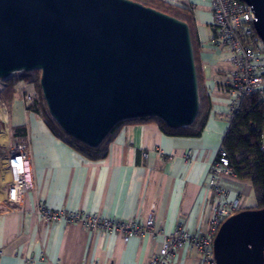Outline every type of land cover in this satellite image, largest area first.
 Wrapping results in <instances>:
<instances>
[{
    "label": "crops",
    "instance_id": "obj_1",
    "mask_svg": "<svg viewBox=\"0 0 264 264\" xmlns=\"http://www.w3.org/2000/svg\"><path fill=\"white\" fill-rule=\"evenodd\" d=\"M172 1L165 0L169 5ZM183 2L176 7L194 6L189 10L209 105L200 136L167 135L156 121L123 124L109 138L106 157L93 162L56 138L37 115L24 110V122L16 125L26 129L23 143L28 149L32 188L23 203L7 205L8 176L0 169V264H149L163 237L181 221L189 234H207L213 216V184L227 189L229 199H238L243 209L254 207L248 205L249 199L244 203L243 182L226 176L212 180L209 174L229 125L231 66L227 49L214 42L216 29L209 5L200 0ZM5 118L10 122L8 114ZM37 206L137 223L153 215L162 234L123 243L118 234L87 231L65 220L45 224L30 212ZM167 264L202 262L185 245Z\"/></svg>",
    "mask_w": 264,
    "mask_h": 264
},
{
    "label": "water",
    "instance_id": "obj_2",
    "mask_svg": "<svg viewBox=\"0 0 264 264\" xmlns=\"http://www.w3.org/2000/svg\"><path fill=\"white\" fill-rule=\"evenodd\" d=\"M239 1L264 46V0ZM35 70L51 119L90 148L124 121L176 129L198 114L188 25L131 0H0V80ZM212 254L215 264H264V209L227 218Z\"/></svg>",
    "mask_w": 264,
    "mask_h": 264
},
{
    "label": "built area",
    "instance_id": "obj_3",
    "mask_svg": "<svg viewBox=\"0 0 264 264\" xmlns=\"http://www.w3.org/2000/svg\"><path fill=\"white\" fill-rule=\"evenodd\" d=\"M166 3L165 0H160ZM184 0H173L174 6L183 5ZM210 7L216 29L215 44L227 49L228 63L231 71L228 84L231 100L228 109L229 118H233L245 97L256 96L264 105V46L253 29L254 16L251 9L239 0H200ZM192 11L194 6H186ZM23 102V101H22ZM0 169L8 176L6 182L5 203L19 205L25 201L32 188L31 173L28 166V149L25 143H16L0 159ZM212 180L219 177H231L236 180L229 167L226 152L220 147L214 161L209 167ZM213 216L205 236L191 235L186 231L184 221L178 223L175 231L164 236L157 255L149 264H167L172 256L183 246L188 245L199 254L202 264H215L212 254V243L220 225L229 217L240 212V201L230 200V192L217 184L212 186ZM30 212L45 223L65 220L70 224H79L87 231L118 234L123 243L132 238L149 236L155 239L162 233L159 220L153 215L143 223L134 220L112 221L95 215L67 214L63 211H51L37 206Z\"/></svg>",
    "mask_w": 264,
    "mask_h": 264
},
{
    "label": "trees",
    "instance_id": "obj_4",
    "mask_svg": "<svg viewBox=\"0 0 264 264\" xmlns=\"http://www.w3.org/2000/svg\"><path fill=\"white\" fill-rule=\"evenodd\" d=\"M145 7L152 8L188 25L193 47L194 60L198 78L199 110L194 122L185 128L171 129L166 127L156 118H145L124 121L116 125L110 134L97 148H90L66 135L49 116L39 88V72H20L19 76H9L0 80L3 88L0 90V100L10 106L15 97L16 83L36 85L37 97L25 106L26 112L37 115L47 126L50 132L58 139L69 145L76 152L89 161L103 160L107 155V144L113 132L121 125L133 122L156 121L160 130L170 136L199 137L209 113L208 99L205 96L201 73L198 63V38L192 16V11L187 8H178L174 5L163 3L160 0H131ZM264 130V105L256 96L245 97L239 106L237 114L229 119L228 129L224 135L221 148L226 152L229 167L233 175L240 182H247L256 195V204L248 209H264V153L262 151V137ZM10 136L13 141L22 143L26 137L23 125H9ZM2 156L0 150V157ZM240 209V211L248 210Z\"/></svg>",
    "mask_w": 264,
    "mask_h": 264
},
{
    "label": "rangeland",
    "instance_id": "obj_5",
    "mask_svg": "<svg viewBox=\"0 0 264 264\" xmlns=\"http://www.w3.org/2000/svg\"><path fill=\"white\" fill-rule=\"evenodd\" d=\"M213 68V67H211ZM19 73L12 74V77L19 76ZM39 81V80H38ZM39 85V84H38ZM18 87V88H17ZM3 88V84L0 81V90ZM42 96V95H41ZM37 97V89L36 85L32 84H25L23 82H17L15 85V97L10 104V106H6L4 102L0 100V112H4L5 115L8 114L10 118V122L13 125L20 124L24 122V108L23 106L30 105V103ZM23 101V102H22ZM10 122L8 120H5L0 117V135L5 133L7 137L6 145L0 144V150L1 154L3 155V151H6L10 147H12L17 142L13 141V139L10 136L9 131V125ZM5 147V148H3ZM2 157V156H1ZM0 157V159H1ZM240 191L242 194V198L245 200L244 203H246V200L249 199L250 203L248 205L255 206L256 204V195L253 193V191L250 189V186L247 182H243L240 187ZM244 205V204H243ZM243 206L240 205V209L242 210ZM250 208V207H249ZM252 208V207H251ZM248 209V207L244 208Z\"/></svg>",
    "mask_w": 264,
    "mask_h": 264
},
{
    "label": "bare ground",
    "instance_id": "obj_6",
    "mask_svg": "<svg viewBox=\"0 0 264 264\" xmlns=\"http://www.w3.org/2000/svg\"><path fill=\"white\" fill-rule=\"evenodd\" d=\"M18 88V87H17ZM23 107H25V106H23ZM5 113L4 112H0V117L1 118H3L4 120H5ZM2 136H0V144H6V139H5V136H3V135H5V134H1Z\"/></svg>",
    "mask_w": 264,
    "mask_h": 264
}]
</instances>
